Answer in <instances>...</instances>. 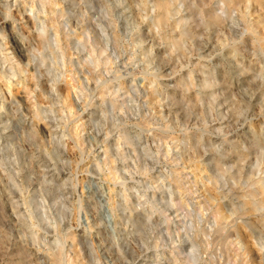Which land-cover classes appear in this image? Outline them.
Instances as JSON below:
<instances>
[{
	"label": "clouds",
	"instance_id": "1",
	"mask_svg": "<svg viewBox=\"0 0 264 264\" xmlns=\"http://www.w3.org/2000/svg\"><path fill=\"white\" fill-rule=\"evenodd\" d=\"M133 235L264 264V0H0V264Z\"/></svg>",
	"mask_w": 264,
	"mask_h": 264
},
{
	"label": "rangeland",
	"instance_id": "2",
	"mask_svg": "<svg viewBox=\"0 0 264 264\" xmlns=\"http://www.w3.org/2000/svg\"><path fill=\"white\" fill-rule=\"evenodd\" d=\"M136 199L139 201L138 197ZM156 199H159V193L156 194ZM131 220L134 232H146L148 230L149 225L146 224L147 216L144 208L138 207L136 211L132 213ZM101 235H103V233H101ZM141 251H143V249L139 247V237L133 235L131 237L125 236V238L120 241L119 252H117L115 248L108 251L99 249L98 255H100L102 261L107 260L108 264L117 261L121 254L127 260L135 259V264H154L156 256L155 250L149 248L147 251H143V255L140 254Z\"/></svg>",
	"mask_w": 264,
	"mask_h": 264
}]
</instances>
